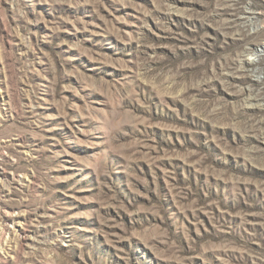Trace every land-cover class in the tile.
Wrapping results in <instances>:
<instances>
[{"label": "rangeland", "instance_id": "rangeland-1", "mask_svg": "<svg viewBox=\"0 0 264 264\" xmlns=\"http://www.w3.org/2000/svg\"><path fill=\"white\" fill-rule=\"evenodd\" d=\"M0 264H264V0H0Z\"/></svg>", "mask_w": 264, "mask_h": 264}, {"label": "bare ground", "instance_id": "bare-ground-1", "mask_svg": "<svg viewBox=\"0 0 264 264\" xmlns=\"http://www.w3.org/2000/svg\"><path fill=\"white\" fill-rule=\"evenodd\" d=\"M257 14H258L257 11L253 7L247 6L246 12L243 15L244 22L253 23V19L257 17ZM262 51H263V49H258V52L256 53V55L259 54V52H262ZM253 60H255V58Z\"/></svg>", "mask_w": 264, "mask_h": 264}]
</instances>
